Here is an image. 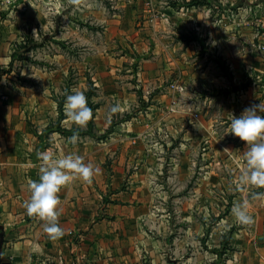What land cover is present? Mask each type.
<instances>
[{
  "label": "crops",
  "instance_id": "crops-1",
  "mask_svg": "<svg viewBox=\"0 0 264 264\" xmlns=\"http://www.w3.org/2000/svg\"><path fill=\"white\" fill-rule=\"evenodd\" d=\"M185 1L154 0L167 18L145 21L133 32L137 53L90 54L81 60L78 86L58 84L75 67L70 55L42 56V61H57L51 69L14 58L16 46L26 44L21 28L34 12L44 29L45 14L54 16V40L76 44V6L52 0L49 7H26L20 22L0 19V264H264V202L252 213L249 228L230 227L223 252L224 216L214 208L220 198L208 193L218 184L204 176L214 173L220 139L213 121L200 111L201 102L194 100L221 81L211 64L228 66V74L245 73L253 69L256 55L238 47L231 31L235 23L211 20L207 12L220 8L222 0L198 7ZM66 15L67 24L62 23ZM158 30L169 39L163 54L156 52L158 45L144 54L146 41L160 40ZM111 31L112 38L121 39L122 29ZM244 36L252 41L250 27ZM206 42L203 59L194 58ZM261 61L256 56L254 64ZM173 74L177 89L168 85ZM73 89L83 91L94 105L84 128L64 115L66 94ZM117 103L121 110L110 114ZM74 132L79 134L75 145L68 142ZM44 152L55 157L75 153L97 169L92 183L74 180L58 194L59 225L65 233L58 240L49 239L44 221L29 217L23 207L30 197L28 180L39 179L37 153ZM210 156L212 161L205 163ZM193 176L196 182L190 187ZM208 237L213 246L205 248Z\"/></svg>",
  "mask_w": 264,
  "mask_h": 264
},
{
  "label": "rangeland",
  "instance_id": "rangeland-1",
  "mask_svg": "<svg viewBox=\"0 0 264 264\" xmlns=\"http://www.w3.org/2000/svg\"><path fill=\"white\" fill-rule=\"evenodd\" d=\"M206 1L208 3V0H205V2ZM229 1L233 4L231 5ZM194 3H196V0L185 1V5L189 7H198V5H200ZM39 5L49 7L53 4L52 0H0V19L20 22L24 16L23 12L26 7H32L35 10ZM155 5L156 3L154 0H82L81 4L76 6L75 19L73 21L76 24L77 31L76 44L73 42L69 44L66 40L62 39L60 41L54 40V26L51 24L54 16L48 13L45 14L46 26L44 29L37 24L40 20V15L34 12V14L30 15L31 19L28 24L23 25L21 28V34L26 44L23 42L22 45H17L16 49L21 55L28 57L29 62L41 65L43 63L47 69L56 67L57 61L53 62L52 58H47L46 61H42L40 60L42 56L70 55L71 59L75 60V67L69 70L68 76L64 79L62 78L63 80L59 81L58 84L60 87L65 85L68 86V84L72 83L78 86L80 84L79 72L82 73L80 68L82 66L81 60H84V58L88 57L90 54L94 55L100 52L124 54L127 52L130 55L134 54L133 51L137 53L136 46H134L136 42L132 40L133 32L138 31V28L141 26L143 27L145 21L150 23L165 20L167 18L161 9L157 10L155 8ZM220 5V8H214V11L211 10L207 12L209 15H212L211 20L215 18L219 21L230 20L235 23L237 28H232L231 31L236 34V43L238 47H240L241 50H249L256 56H261L263 61H261L260 65L259 63L254 64L256 57L254 56L253 69L251 71L247 69L245 73L237 71L236 74H232L231 70L230 74H228L226 69L228 66L224 67L223 64L218 65V63L211 64V67H214L213 74H219L222 77L221 81L219 84L215 83L216 86L213 90L211 87L209 91L204 90L200 92L199 96L194 98V100L196 98V100H199L198 103L201 102V105L199 104L200 111H204L203 116L207 120L213 121L216 137L220 139L219 144H216L217 154L215 155L216 161H214L215 167L210 165V168L214 167V173H205L204 176H208L205 178L206 182L212 181L218 184L214 188V192L208 191V193L211 196L214 195L215 199L217 197L220 198L219 205H215L214 208L215 213L224 216L221 220L222 230H226V232L221 235V244L223 246V244L228 245L226 243V241H228L226 233L229 232L231 226L232 229L235 230L250 227L235 223L232 215L234 202L243 201L245 199L249 200V212L251 215L255 213L256 208H261L264 202V198H252V193H264V188L245 187L241 189L237 187L239 177L245 167L242 153L246 149V145L238 137H235L231 133H226L230 125L231 115L239 117L246 108L252 105H264V55H258L255 49L261 36L264 35V27L262 26L264 21V0H222ZM229 7L231 10H228ZM67 18L68 16L66 15V22L64 21L62 23L67 24ZM114 20L118 22H112ZM61 21H63L62 15ZM114 27H119L123 30V33L120 34V40H117L116 37L112 38L111 36L113 33L111 30H113ZM248 27L251 28V42L244 40V30H248ZM64 32L65 34L67 33L66 30ZM43 33L46 34L43 35ZM158 33L160 36L159 41L151 39L145 42L144 54L153 53L154 47L157 45L158 48L156 52L163 54L164 42L169 39L164 37V35H166L164 30H158ZM196 35L194 31H190V36ZM197 36L205 39V41L207 39L201 35ZM41 40L44 41L40 42ZM207 45V42L204 45L202 44L203 50H196L197 52L194 58L198 57V60H202L203 57L201 55L205 53L204 48ZM181 51L182 49L177 52ZM205 61H202V64L205 63L208 66V63ZM67 70L66 68L65 71ZM174 77L175 74H173L172 83L168 84V82H165V85H170V89H173L171 87L172 84H178V79ZM59 96L61 101L64 95L60 93ZM258 114L264 116V112ZM208 145L209 144L206 143V146ZM225 149L228 151H225ZM207 150H209V148ZM212 159V156L206 157L204 162H211ZM207 169L208 168H205V170ZM209 170L213 171L212 169ZM195 182L196 176H193L190 178L189 186L192 187ZM205 208V212L207 213L208 207ZM209 213L213 215L211 210ZM214 217L217 219L216 216ZM234 225L236 228H234ZM204 240L205 242L207 241V245H204L205 248L213 246L211 238H209V240L204 238ZM211 253L212 250H208L206 255H210ZM222 256H220V258ZM144 264L149 263L145 261Z\"/></svg>",
  "mask_w": 264,
  "mask_h": 264
},
{
  "label": "clouds",
  "instance_id": "clouds-1",
  "mask_svg": "<svg viewBox=\"0 0 264 264\" xmlns=\"http://www.w3.org/2000/svg\"><path fill=\"white\" fill-rule=\"evenodd\" d=\"M82 0H67L68 5L78 6ZM121 110L119 103L110 108V114ZM66 120L77 128H84L93 118V111L88 106V99L83 91L73 89L72 94H66L63 106ZM264 105H252L246 108L239 117L231 115L230 125L226 133L238 137L246 145L242 156L245 167L241 172L238 188H264ZM79 140L78 132L68 138L75 145ZM225 151H228L225 149ZM41 161L39 179H29L27 189L30 197L23 202V207L29 217L44 221L43 230L51 240L63 237L64 230L59 225V193L74 180L92 183L97 169L91 163H86L83 156L72 153L55 157L47 152L37 153ZM253 199L264 198V193H252ZM249 200L234 202L232 215L235 223L241 226H251L253 216L249 212Z\"/></svg>",
  "mask_w": 264,
  "mask_h": 264
},
{
  "label": "built area",
  "instance_id": "built-area-1",
  "mask_svg": "<svg viewBox=\"0 0 264 264\" xmlns=\"http://www.w3.org/2000/svg\"><path fill=\"white\" fill-rule=\"evenodd\" d=\"M262 26L264 27V21H263ZM255 49H256V52H257L258 54L264 55V35L261 36V39L258 41V43H257L256 46H255ZM171 87H172L173 89H177V85H175V84H172ZM194 117L197 118V117H198V114L195 113V114H194Z\"/></svg>",
  "mask_w": 264,
  "mask_h": 264
},
{
  "label": "trees",
  "instance_id": "trees-1",
  "mask_svg": "<svg viewBox=\"0 0 264 264\" xmlns=\"http://www.w3.org/2000/svg\"><path fill=\"white\" fill-rule=\"evenodd\" d=\"M207 3V1L205 2V0H196V3H194V4H206ZM15 56H18V58L19 59H26V60H29V58L28 57H24L23 55H21L20 53H18V51L16 52V53H14V58H15ZM88 106L93 110L94 109V105H92V104H88ZM221 217H223V215H221ZM228 247L225 245L224 246V251L223 252H226V249H227Z\"/></svg>",
  "mask_w": 264,
  "mask_h": 264
},
{
  "label": "water",
  "instance_id": "water-1",
  "mask_svg": "<svg viewBox=\"0 0 264 264\" xmlns=\"http://www.w3.org/2000/svg\"><path fill=\"white\" fill-rule=\"evenodd\" d=\"M46 264H59V263H56V262H49V263H46Z\"/></svg>",
  "mask_w": 264,
  "mask_h": 264
}]
</instances>
